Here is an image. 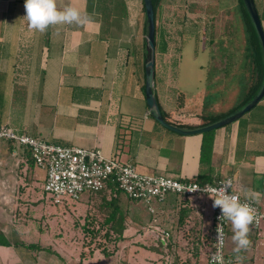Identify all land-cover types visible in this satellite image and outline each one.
<instances>
[{
	"label": "crops",
	"instance_id": "obj_1",
	"mask_svg": "<svg viewBox=\"0 0 264 264\" xmlns=\"http://www.w3.org/2000/svg\"><path fill=\"white\" fill-rule=\"evenodd\" d=\"M256 1L264 29V0ZM66 5L78 8L84 22L41 32L24 19V0H0V124L49 143L99 149L141 173L208 182L230 177L242 197L264 207V97L238 120L213 129L209 158L203 157L201 133L174 132L149 113L143 0H57L58 7ZM179 46L158 40L156 31L154 91L167 121L195 127L231 107L224 103L235 90L236 59L214 61L211 45L204 48L205 83L189 95L173 73ZM44 178L25 147L0 143V264L66 258L80 240L76 233L84 243L86 228L121 224V233L110 230L117 240L156 241L143 249L163 257L158 264H207L214 222L209 195L168 194L153 202V212L113 187L55 203ZM231 236L229 222L226 251L237 264ZM249 239L243 264H264V225L250 228Z\"/></svg>",
	"mask_w": 264,
	"mask_h": 264
},
{
	"label": "rangeland",
	"instance_id": "obj_2",
	"mask_svg": "<svg viewBox=\"0 0 264 264\" xmlns=\"http://www.w3.org/2000/svg\"><path fill=\"white\" fill-rule=\"evenodd\" d=\"M228 1L162 0L156 10L158 40L161 39V36H164L167 45L173 47L180 45L177 49V55L174 57L175 69L173 73L176 74L177 86H179L181 91H187L189 95H193L205 83L208 53L204 48L211 45L210 52L214 61L225 60L229 55L232 57L233 55L234 57L236 56V52H234L235 45H238L237 41L241 38L240 34L242 35L241 32H243L242 24L233 7L235 5L233 1H229L230 8L225 9ZM229 25L231 33L228 30ZM234 33H238V35L235 37ZM228 45L232 46L231 53V47ZM242 46H237V55L243 48ZM225 51H227L226 54ZM174 54L175 51L173 53V50H171V53H168L167 56ZM239 68L241 69V67ZM242 74L240 81L236 80L239 78L238 74H233V80L230 84H234L235 90L226 97L225 105L230 102V106H232L237 100V91L243 90L245 76L244 73ZM215 85L216 83L213 84V90L216 89ZM208 90L214 95L213 91H211V83ZM223 93L220 92L217 99L213 97L211 102L218 101L223 96ZM75 226L77 227V224ZM96 227L92 229L86 228L88 229L86 235L89 239L85 240L84 243L83 238H81L82 233H76V238L79 237L80 240L73 247L71 255L67 253L66 258L55 257L52 259L47 256L46 259H40V264H51L52 262L54 264H158V260L160 261L163 258L157 256V259H155V251L143 249L147 245L153 247L152 243H156L155 240L150 242L146 238L142 237L140 239L139 237L136 241H121L117 240L116 236H113L108 227ZM81 245L84 247L83 250L80 248ZM57 249L62 252L58 247ZM182 259L190 263V258L185 257Z\"/></svg>",
	"mask_w": 264,
	"mask_h": 264
},
{
	"label": "built area",
	"instance_id": "obj_3",
	"mask_svg": "<svg viewBox=\"0 0 264 264\" xmlns=\"http://www.w3.org/2000/svg\"><path fill=\"white\" fill-rule=\"evenodd\" d=\"M3 140H9L20 147H25L35 165L44 169L43 189L55 203L65 198L77 200L84 193H96L112 184L128 199L144 203L153 212V202L162 200L168 194L182 197L203 194L214 196L213 188L220 187L226 179L232 181L230 177L208 182L179 179L165 174L141 173L133 163L107 157L99 149L49 143L38 137L18 133L8 125L0 124V143ZM228 190L252 207L254 220L250 225L251 229L264 225V207L252 199L242 197L234 189L233 181ZM220 215V209L215 207L207 264H212V254L217 252L218 246L215 241L217 225L221 223L218 220ZM228 225V221L222 223V230L225 234L222 255L224 264H233L231 256L226 251Z\"/></svg>",
	"mask_w": 264,
	"mask_h": 264
},
{
	"label": "clouds",
	"instance_id": "obj_4",
	"mask_svg": "<svg viewBox=\"0 0 264 264\" xmlns=\"http://www.w3.org/2000/svg\"><path fill=\"white\" fill-rule=\"evenodd\" d=\"M25 15L24 19L28 25L37 30L45 31L50 25L83 23L84 18L78 8L66 5L62 8L57 6V0H24ZM232 181L226 179L220 187L212 189L214 196L209 195L213 199V207H218L221 215L218 220L221 221L217 225L216 245L217 252L212 254V264H224L222 247L224 243V232L222 223L230 222L232 236L231 239L235 244L233 249L237 264H243V257L240 253L247 250L251 241L249 239L250 225L254 220V212L247 202H242L240 198L229 192ZM207 192L206 190H203ZM208 193V192H207Z\"/></svg>",
	"mask_w": 264,
	"mask_h": 264
},
{
	"label": "water",
	"instance_id": "obj_5",
	"mask_svg": "<svg viewBox=\"0 0 264 264\" xmlns=\"http://www.w3.org/2000/svg\"><path fill=\"white\" fill-rule=\"evenodd\" d=\"M246 12L251 20L253 28L255 30L258 42L260 44L262 61H263V75L261 84L256 93L247 100L239 108L229 112L228 114L210 121L208 123L195 126V127H182L173 124L165 119L162 115L160 107L157 102V98L154 91V60H155V18L154 9L151 0H143L145 8V57H144V68H145V99L149 113L151 116L163 127L172 130L180 134H191V133H203L227 123L238 120L244 113L254 107L264 96V29L262 26L261 19L259 17L254 0H242Z\"/></svg>",
	"mask_w": 264,
	"mask_h": 264
},
{
	"label": "trees",
	"instance_id": "obj_6",
	"mask_svg": "<svg viewBox=\"0 0 264 264\" xmlns=\"http://www.w3.org/2000/svg\"><path fill=\"white\" fill-rule=\"evenodd\" d=\"M162 0H151L153 9H154V18H155V24H156V10ZM233 1L235 5L233 6L236 10V13L240 19V22L242 24V35L240 32H238L241 36L239 41H237L238 45H243L242 49L239 51V55H237V44L235 45V57L236 59L232 63V68L234 69V75L239 76L238 79L236 80H241L242 79V73H244L245 76V86L243 85L242 91L239 92V96L237 97V100L232 104V106L225 112H222L220 114H216L215 116H212L208 118L205 123H208L210 121L216 120L229 112H232L233 110L239 108L241 105H243L247 100H249L258 90L261 81H262V75H263V61H262V53H261V48L260 44L258 42L255 30L253 28V25L251 23V20L248 16V13L246 12V9L244 7L243 1L242 0H229ZM228 1L227 7L225 9L230 8ZM232 2V3H233ZM258 14L260 19L262 20V14L258 8L257 1L254 0ZM231 3V4H232ZM222 6V4H221ZM226 6V5H225ZM232 7V6H231ZM224 9V8H223ZM143 14H144V34L146 32V22H145V8L143 4ZM230 24V22H229ZM228 30L231 33V28L230 25L228 27ZM238 33H234V36L236 37ZM242 39V40H241ZM155 45H156V26H155ZM232 47V46H231ZM230 55V58H233ZM242 61V62H241ZM244 61V64L242 65ZM241 67V69L239 68ZM231 68V69H232ZM245 70V71H244ZM243 71V72H242ZM242 94V95H241ZM240 97V98H239ZM264 97V96H263ZM164 116V114L162 113ZM179 126H188V125H179ZM202 134V145H201V156L209 158L210 152H211V143H212V136H213V130L203 132ZM108 187H114V185L110 184ZM107 187V188H108ZM108 229H115L119 233H121L123 229V225L121 224L119 227L116 226H107Z\"/></svg>",
	"mask_w": 264,
	"mask_h": 264
}]
</instances>
